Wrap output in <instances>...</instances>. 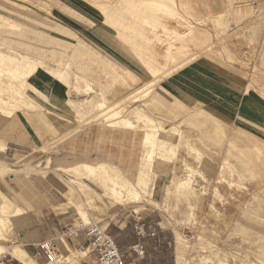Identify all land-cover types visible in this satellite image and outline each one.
Here are the masks:
<instances>
[{
	"label": "rangeland",
	"instance_id": "374dc122",
	"mask_svg": "<svg viewBox=\"0 0 264 264\" xmlns=\"http://www.w3.org/2000/svg\"><path fill=\"white\" fill-rule=\"evenodd\" d=\"M84 1L103 15L106 29L116 36L120 57L110 59L89 45L63 42L66 39L57 34L64 33L57 26L58 0H0V52L35 61L38 67L33 75L39 70L48 75L60 73L59 79L56 73L49 76L60 83L65 80L62 85L68 92L65 105L54 107L45 95L41 93L46 97L43 101L33 93L29 83L33 75L21 86L20 79L13 77L15 67L0 64V85L5 88L0 95L8 98L12 86L17 90L16 98L27 104L22 108L21 103L13 104L0 112V144L9 143L11 135L17 142L7 150L5 164L0 163V181L6 187L0 188V203L11 201L12 208L21 213L16 204L23 199L5 184L15 175L51 173L60 161L103 165L90 175L87 169L81 172L85 169L81 166L63 171L76 180L60 179L53 184L69 205L85 202L103 229L105 221L100 216L108 207L128 210L134 216L133 231L138 223L145 233L142 239L135 234V243L140 241L144 246L158 233L170 238L168 264H264V144L215 123L197 107L174 101L159 87L163 79L188 63L205 58L235 73L264 99V0H163L159 4L152 0ZM117 93L122 95L116 97ZM93 97L96 102L91 101L90 106L70 105ZM98 98L105 100V106L121 103L120 117L131 121L135 129L111 127L95 115ZM132 110L141 111L153 126L162 127L156 136L163 150L155 151L150 160L142 135L150 132L146 127L151 124L147 119L139 122ZM17 112L36 131L38 140L34 138L36 147L32 149L10 123ZM141 169L145 185L136 183ZM123 184L137 192V200L121 189ZM77 209L82 219H88L83 205ZM151 233L155 235L149 236ZM10 234L0 240L3 248L18 244ZM57 247L60 264H92L94 260L89 251H79L71 241ZM120 251L129 259L133 256L128 249ZM2 255L7 264L14 260Z\"/></svg>",
	"mask_w": 264,
	"mask_h": 264
},
{
	"label": "crops",
	"instance_id": "0c3cea01",
	"mask_svg": "<svg viewBox=\"0 0 264 264\" xmlns=\"http://www.w3.org/2000/svg\"><path fill=\"white\" fill-rule=\"evenodd\" d=\"M58 3L59 7L55 8L56 20L59 23L57 26L64 33L57 34L66 39L62 40L63 42L73 41L74 44L79 42L89 45L100 51L103 57L110 59L120 57L118 53L116 54L117 49L121 51L115 41L116 36L106 29L101 17L103 15H100L95 7L84 0H58ZM29 83L45 95L54 107L60 108L65 105L66 87L44 71L39 70L31 77ZM159 87L174 101L186 107H197L219 124L264 144V99L255 89H248L229 69L205 58L197 59L163 79ZM10 123L19 130L27 147L31 149L36 147L34 140V138L38 140L36 131L21 112L14 114L10 118ZM9 139L11 141L4 144L5 150L0 151V163H4L2 161L11 144H17L12 135ZM80 164L82 163L60 161L50 169L51 173L43 175L24 173L15 175L9 183L5 182L16 196L20 195L23 199L22 203L16 204L21 213L9 218L10 236L15 243H18L16 247L20 248L34 264L47 262L44 253L38 248L39 245L45 241L56 240L63 225L79 215L77 207L83 205L88 213V219L97 222V215L86 208L85 202L80 201L82 204L79 205L78 201H74L75 205H69L67 199L61 196L53 185L60 179L76 180L74 176L63 171L73 170ZM80 180L84 181L83 178ZM0 188L6 190L2 181ZM133 217L132 212L128 210H113L109 207L105 214L100 216V220L105 221V229L113 236L120 250L128 249L136 242L131 223ZM166 238L165 234L158 233L155 238L148 239L144 244L143 259H138L139 264H152V261L153 264H168L172 249L170 238ZM71 245L80 246L86 243L82 237H79L71 241ZM133 257L134 255L130 259ZM94 262L95 256L92 264ZM11 264L21 263L14 259L11 260Z\"/></svg>",
	"mask_w": 264,
	"mask_h": 264
},
{
	"label": "bare ground",
	"instance_id": "6f19581e",
	"mask_svg": "<svg viewBox=\"0 0 264 264\" xmlns=\"http://www.w3.org/2000/svg\"><path fill=\"white\" fill-rule=\"evenodd\" d=\"M171 1V0H170ZM169 1V2H170ZM174 1V0H173ZM173 1L172 2H170V3H173ZM152 2H155V3H162L163 2V0H152ZM165 4V3H164ZM153 5H155V4H153ZM166 5V4H165ZM160 6V5H159ZM161 7V6H160ZM165 8V7H164ZM166 9V8H165ZM168 10V9H167ZM163 11H165L164 9H163ZM169 11V10H168ZM166 12V11H165ZM176 14V13H175ZM0 18L2 19L3 17H1V15H0ZM6 20V19H5ZM4 20V21H5ZM6 21H8V20H6ZM121 23V22H120ZM9 26H11V27H16L14 24H11V23H9L8 24ZM1 46V45H0ZM10 49V48H9ZM12 49V48H11ZM14 50V49H13ZM39 63V62H38ZM56 63V62H55ZM0 64H11V66L13 65L14 67H15V69L17 70V72L14 74V72H12L11 70H9V68L7 69L9 72L11 71L12 73H13V77H15V78H19L20 80H19V82H21V86H23L24 84H26L27 82H26V80H27V78H29V77H31L34 73H35V70L37 69V67H38V64L35 62V61H33V60H31L30 58H28V57H26V56H22V55H14V56H10V55H4L3 53H1L0 52ZM144 65V64H143ZM10 66V65H9ZM0 68H1V66H0ZM7 68V67H6ZM3 69V68H2ZM4 69H5V67H4ZM154 69V68H153ZM6 70V69H5ZM4 70V71H5ZM147 70V69H146ZM15 71V70H14ZM2 72V71H1ZM154 72V71H153ZM50 73V72H49ZM56 73V74H55ZM171 73V72H170ZM5 74H8V72L7 73H5ZM10 74V73H9ZM54 74L56 75V77L57 76H59L58 77V79L60 78V77H62V75L60 74V73H58V72H51V74H49V75H53L54 76ZM3 75V74H2ZM65 77V76H64ZM4 78V77H3ZM11 79V78H10ZM97 79V78H96ZM3 80V79H2ZM2 80L0 81V82H2ZM12 80V79H11ZM15 80V79H14ZM13 80V81H14ZM58 81H60V80H58ZM63 83L65 82V80H61ZM66 81H67V79H66ZM69 81V80H68ZM124 81V80H123ZM61 82V83H62ZM72 82V81H71ZM155 82V81H154ZM11 83V82H10ZM68 83H70V81L68 82ZM9 84V83H8ZM151 84V83H150ZM9 85H11V84H9ZM72 85V84H71ZM154 85V84H153ZM73 86V85H72ZM149 86V85H148ZM3 87V86H2ZM1 87V85H0V89H2V90H0V94L4 91V87L2 88ZM68 87V86H67ZM75 87V86H74ZM7 88V87H6ZM9 88H10V90H11V92H9L10 93V96L8 97V98H4V97H2L3 95H0V112L2 111V112H4V111H6L8 108H9V106H12L13 104L14 105H16L17 103H21V104H23L22 106H20V108H22L23 106H26L27 107V104H25V102H23L22 101V99L21 98H16V96H17V90H14L13 89V87L11 86H9ZM16 88V87H15ZM93 88V87H92ZM149 88V87H148ZM32 90H33V93L35 94V95H37V96H39L43 101L45 100V98L46 97H44L41 93H39V91L37 90V89H35V88H31ZM87 89V88H86ZM138 89V88H137ZM140 89V88H139ZM88 91V90H87ZM137 92V91H136ZM5 93V92H4ZM68 93V92H67ZM134 93H135V91H134ZM146 93V92H145ZM122 95V93H117L115 96L116 97H120ZM5 96V95H4ZM7 96V95H6ZM95 96V95H94ZM101 96V95H100ZM68 97V96H67ZM20 99H21V101H20ZM98 99H100V98H98ZM123 99V98H122ZM128 99V98H127ZM94 100V97H93V99H89V98H87V99H85V100H83V101H81V103H74V102H70V105L71 104H73L74 105V107L75 106H77V107H79V106H81V107H83L82 105L83 104H89V103H92L91 101H93ZM124 100V99H123ZM95 101V100H94ZM93 101V102H94ZM105 101V100H104ZM104 101H102L101 99H100V101H98L97 103H96V105H94V106H96L95 108H97V110H99L98 111V113L97 114H95V115H97L98 117H102V118H104L107 122H109V126H111V127H118V128H121V130H125V131H132L133 129H135V125L131 122V121H129V120H127V119H125V118H123V117H120L121 116V111L119 110V108H120V105H121V103L119 104L118 102H115L114 104H112L111 106H105L106 104H105V102ZM96 102V101H95ZM95 104V103H94ZM13 105V106H14ZM89 106H90V104H89ZM74 107H73V109H74ZM13 108V107H12ZM94 108V107H93ZM91 109V108H90ZM123 109V108H122ZM131 109V108H130ZM133 109V108H132ZM75 110H78V109H75ZM95 110V109H94ZM139 110V109H138ZM31 111H33V110H31ZM80 111H82V110H80ZM133 112H132V115H134L135 117H136V119L139 121V122H143L144 123V121H146V119H147V124L149 123V124H151V125H149V126H147L146 128H150L151 130H150V132H146V133H144L142 136V143H143V145L144 146H146L147 147V149H148V153H147V158L150 160V159H152V155H154L153 153L155 152V151H161L162 152V150H163V143L160 141V140H158V138H157V133L159 132V129H161L162 127L161 126H153L152 124H153V122L151 121V120H149V118H147L146 116H144V114H141L139 111H134V110H132ZM75 112H77V111H75ZM128 113L130 112V111H127ZM31 113H33V112H31ZM147 113V112H146ZM34 114V113H33ZM76 114V113H75ZM127 114V113H126ZM197 114V113H196ZM199 114V113H198ZM93 117V116H92ZM125 117V116H124ZM133 117V116H132ZM203 117H205V116H203ZM134 119V118H133ZM138 122V123H139ZM196 122H198V121H196ZM195 122V123H196ZM212 122H213V120H212ZM214 122H215V120H214ZM216 123V122H215ZM139 125H140V123H139ZM217 125H218V123H217ZM137 126H138V124H137ZM139 127V126H138ZM144 128H145V126H144ZM147 130V129H146ZM145 130V131H146ZM162 131V130H161ZM170 131H171V129H170ZM174 134V133H173ZM186 138V137H185ZM188 141V140H187ZM179 143V142H178ZM231 147V146H230ZM172 148V147H171ZM232 148V147H231ZM4 149V146L2 145V144H0V151L1 150H3ZM170 149V148H169ZM168 149V150H169ZM191 148H189V150H190ZM233 149V148H232ZM5 150V149H4ZM217 150V149H216ZM165 151V150H164ZM171 151H172V149H171ZM231 151V150H230ZM57 152V151H56ZM191 152V151H190ZM144 153V152H143ZM169 153V152H168ZM171 153V152H170ZM146 154V153H145ZM191 154V153H190ZM173 155V154H172ZM49 161V160H48ZM147 161V160H146ZM224 161V160H223ZM148 163H150V161L148 162ZM226 164V163H225ZM79 165V164H78ZM139 165V164H138ZM80 166L81 167H84L85 169H83V170H81V172L83 171V173H84V171L87 169V171H85L87 174H89L90 175V173L92 172L93 173V171L95 172V170L97 169V167H99L100 166V168H101V170H102V168L104 167L103 165H99V166H97V167H91V166H89V165H87V164H80ZM145 166V165H144ZM147 166H149V165H147ZM106 168V167H105ZM139 168H140V166H139ZM147 168V167H146ZM149 168H150V166H149ZM77 170H78V168H77ZM101 170H99V171H101ZM139 170V169H138ZM148 170V169H147ZM233 170V169H232ZM69 171V170H68ZM71 171V170H70ZM73 171H74V169H73ZM99 171H97V172H99ZM145 171V170H144ZM85 173V174H86ZM91 173V174H92ZM101 173V172H100ZM104 173L105 172H103L102 173V175H104ZM143 171H142V169L140 170V172L138 173V181L136 182V183H138V184H140V185H145L146 184V181H143L144 179H143ZM236 173V172H235ZM95 174V173H94ZM99 174V173H98ZM89 175H87V176H89ZM86 176V177H87ZM91 176H93V175H91ZM96 176H97V174H96ZM101 176V175H100ZM108 177H110V176H108ZM102 178H104V177H102ZM91 179H92V177H91ZM188 179V178H187ZM112 180V179H111ZM120 183V182H119ZM126 183V182H125ZM184 183H186V182H184ZM188 183V182H187ZM120 185V184H119ZM127 185H130V184H127ZM139 185V186H140ZM180 186V185H179ZM192 186V185H191ZM128 186H126V184L124 185H121V189L123 188V189H125V192H127L129 195H130V197H131V199L133 200V198L132 197H134V199L135 198H137L138 197V194H137V192H134V191H132L130 188H127ZM182 187V186H181ZM84 188V187H83ZM147 188V187H146ZM183 188V187H182ZM116 189H117V187H116ZM146 190V189H145ZM177 190V189H176ZM86 193L88 192V190L86 191V190H84ZM112 191V190H111ZM143 192V191H142ZM112 193H113V191H112ZM116 193V192H115ZM118 193V192H117ZM126 193V194H127ZM126 194H125V196H126ZM144 194V193H143ZM84 195V194H83ZM94 196H96V195H94ZM85 197V196H84ZM86 197H88V195L86 196ZM90 198H92V197H90ZM121 198V197H120ZM1 199H5L4 198V196H2V198ZM88 199V198H87ZM130 199V198H129ZM6 200H8V199H6ZM118 200V199H117ZM135 200H137V199H135ZM1 201V200H0ZM111 201V200H110ZM8 202V201H7ZM2 203V204H1ZM0 203V240H5L4 238H5V236L6 235H8V233L11 231V226H10V221H9V218H10V216H13V215H16L17 213H20V211L18 210V209H16V210H14L13 208H12V202L11 201H9L8 203H4V201H2ZM91 203V202H90ZM93 203V202H92ZM91 203V204H92ZM134 203V202H133ZM90 205V204H89ZM97 205V204H96ZM95 206V204H92V207H94ZM114 206V205H113ZM15 207V206H14ZM121 207V206H120ZM13 209V210H10V209ZM80 213V212H79ZM84 215H86V212H82ZM84 217V216H83ZM80 219L83 221V222H85V223H87V222H89V219H86V220H84V219H82V217H80ZM103 228V227H102ZM180 242V241H179ZM20 246V245H19ZM192 247V246H191ZM0 253L1 254H7L8 256H10L12 259H15L16 261H18L19 263H21V264H34L32 261H31V259H29V257L20 249V248H18V247H12V248H3V246H1L0 245ZM87 253V252H86ZM71 256V255H70ZM75 258H77L76 256H75ZM67 260H68V258H66ZM65 259V260H66ZM72 260V259H71ZM179 260V259H178ZM63 261V260H62ZM177 261V260H176ZM68 262V261H67ZM66 262V263H67ZM181 262V261H180ZM64 263V262H63ZM75 263V261H71L69 264H74ZM48 264H60V259L58 258V255L57 256H55V259L52 261V262H48Z\"/></svg>",
	"mask_w": 264,
	"mask_h": 264
},
{
	"label": "built area",
	"instance_id": "2783aa9c",
	"mask_svg": "<svg viewBox=\"0 0 264 264\" xmlns=\"http://www.w3.org/2000/svg\"><path fill=\"white\" fill-rule=\"evenodd\" d=\"M134 231L138 239L144 237L143 226L136 223L134 225ZM155 234L151 233L149 236L153 237ZM82 237L85 240L86 247L80 245L79 251H89L95 256L94 264H139L136 259H129L122 253L115 240L109 235L105 229H103L98 223L89 221L83 222L79 216L70 222L63 225L58 238L54 241H45L39 245V249L44 253L46 260L52 262L55 256L58 255L59 250L57 245L75 240ZM129 254H133L137 259L142 258L144 255V246L139 241L134 245L128 247ZM5 255L0 257V264H7Z\"/></svg>",
	"mask_w": 264,
	"mask_h": 264
}]
</instances>
